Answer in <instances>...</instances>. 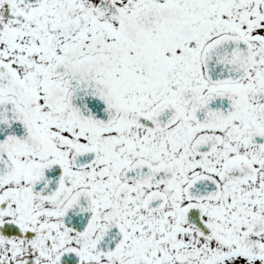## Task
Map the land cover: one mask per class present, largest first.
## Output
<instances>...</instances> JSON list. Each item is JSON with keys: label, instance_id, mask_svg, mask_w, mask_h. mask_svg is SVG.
Here are the masks:
<instances>
[{"label": "snow or ice", "instance_id": "snow-or-ice-1", "mask_svg": "<svg viewBox=\"0 0 264 264\" xmlns=\"http://www.w3.org/2000/svg\"><path fill=\"white\" fill-rule=\"evenodd\" d=\"M0 264H264V0H0Z\"/></svg>", "mask_w": 264, "mask_h": 264}]
</instances>
